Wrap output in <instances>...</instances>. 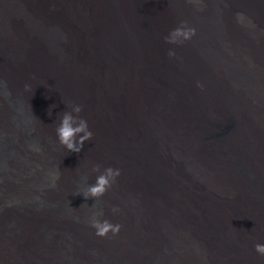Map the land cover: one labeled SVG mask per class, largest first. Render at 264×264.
Masks as SVG:
<instances>
[{
	"label": "bare ground",
	"instance_id": "6f19581e",
	"mask_svg": "<svg viewBox=\"0 0 264 264\" xmlns=\"http://www.w3.org/2000/svg\"><path fill=\"white\" fill-rule=\"evenodd\" d=\"M185 21L196 34L166 43ZM0 76L26 110L11 122L0 105L1 133L43 135L78 104L82 151L121 170L79 204L75 183L99 175L87 155L76 177L60 142L0 137V264H264V0H0ZM99 211L118 235L95 234Z\"/></svg>",
	"mask_w": 264,
	"mask_h": 264
},
{
	"label": "clouds",
	"instance_id": "9594fccd",
	"mask_svg": "<svg viewBox=\"0 0 264 264\" xmlns=\"http://www.w3.org/2000/svg\"><path fill=\"white\" fill-rule=\"evenodd\" d=\"M241 15V14H238ZM196 34V29L194 27H189L187 22H182L181 26L173 29L168 36L165 37L166 43L169 44H181L186 40H190ZM169 56H175L174 50H169ZM30 86L26 85V88ZM51 114L53 110H51ZM83 111L81 105L73 104L71 105V110L62 114L61 118L58 117L56 112H54L51 119L47 118L46 122H49L44 130L43 135L46 139V143L52 147L58 146L59 142L70 152L69 157L73 160L75 154L80 156L87 155L88 160L93 161V163L88 166L91 167V173L95 172L96 181L94 184H89L84 192L86 198L94 197L99 199L104 196L108 190L115 183L117 177L120 176L121 170L114 169L112 167L105 168L102 172L100 171V166H96L95 160L91 156V145L87 147L86 150L82 151L85 146L86 141H90L93 137V132L89 129V125L86 119H84L80 113ZM50 114V113H49ZM60 119V121H59ZM40 120V119H38ZM41 121V120H40ZM43 122V121H42ZM82 134V135H81ZM52 149V148H51ZM68 157V158H69ZM178 174V172H177ZM176 172L173 174L176 177ZM52 175V186L54 187L56 181L59 180V172H54ZM141 195V194H140ZM118 208H113V212H118ZM103 211H99L93 214L90 225L95 229V234L99 237H107L109 233L113 236L118 235L123 227L120 223H113L109 219L103 218ZM255 250L261 256H264V243H256Z\"/></svg>",
	"mask_w": 264,
	"mask_h": 264
},
{
	"label": "rangeland",
	"instance_id": "374dc122",
	"mask_svg": "<svg viewBox=\"0 0 264 264\" xmlns=\"http://www.w3.org/2000/svg\"><path fill=\"white\" fill-rule=\"evenodd\" d=\"M55 19H57L56 15L54 16ZM10 95V92L8 90L7 87L4 86V84L2 83L1 80V76H0V105H4L6 107V110L8 112L7 114V118H9V120L11 119V122H23V118H24V113H26L24 110V105L21 102H18L17 100L15 101H10L8 99ZM68 98V97H67ZM66 98V103H72L70 101V99L68 100ZM0 121H2L0 119ZM8 129V128H7ZM22 133H21V139L19 140L18 138V132H11V133H1L0 132V137H2L7 143H11V147H14L13 149L16 151L18 150V146L20 147L21 144L24 145L25 150L26 151H58V146L52 147L51 145H49L48 143H46V139L44 137V135H37L36 133H34L31 128H24V126L22 127ZM223 131H220V133H218L221 137ZM219 136V138H220ZM121 142V150L122 151H131L133 149H130V146L128 144H126V141L124 140H120ZM125 144V145H124ZM127 146V148H126ZM58 147V148H57ZM125 147V148H124ZM52 148V149H51ZM19 151V150H18ZM66 151V150H65ZM135 151V149L133 150ZM138 151H140V155L143 156L141 151H154L152 148L148 149L145 146H141V149H139ZM85 152V151H84ZM84 152H82L80 155H82ZM134 153L132 152L131 155H133ZM76 156H74L73 160H75L73 162V164L75 165V176L80 173V171L83 169V167L81 166V158L79 157L78 154H75ZM9 156H15L14 158L17 159V161L21 160V157H19L18 155H15L12 151H4L3 153V159ZM10 158V157H9ZM11 159V158H10ZM79 164V165H78ZM81 166V167H80ZM150 170H149V169ZM145 172V170L143 171L144 174H149L150 176H153L154 178H156L155 173L152 171H154L153 169H151V167H148ZM241 171L243 172H247V170L244 167H241ZM137 173L141 176H143L144 174L141 173L140 171L137 170ZM76 176V177H77ZM11 178H13V176H11ZM177 178H179V176H177ZM12 183V181H11ZM75 188L76 190L79 192L78 196L76 197L77 201L79 204H84V195H83V191H82V184L80 179L75 183ZM67 191V190H66ZM65 190H61L59 191V195L61 197H65L66 194ZM89 213L91 212V209H88ZM52 230V229H51ZM50 230V231H51ZM60 248V247H59ZM60 250V249H59ZM67 256V255H66ZM73 261V262H72ZM69 263H74V260L72 258L69 259ZM97 264V263H96Z\"/></svg>",
	"mask_w": 264,
	"mask_h": 264
}]
</instances>
